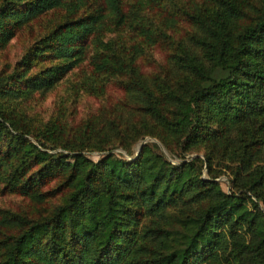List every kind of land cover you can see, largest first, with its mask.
<instances>
[{"label":"trees","instance_id":"16d2710c","mask_svg":"<svg viewBox=\"0 0 264 264\" xmlns=\"http://www.w3.org/2000/svg\"><path fill=\"white\" fill-rule=\"evenodd\" d=\"M156 1L0 0V48L38 15L64 13L0 70V183L45 208L0 211V264H264V0L193 3L171 76L136 63L156 42L145 11ZM88 47L76 90L102 93L123 75L120 102L73 129L61 110L29 122L18 103L52 89ZM146 136L181 159L157 142L134 155ZM117 146L134 156L106 152Z\"/></svg>","mask_w":264,"mask_h":264},{"label":"rangeland","instance_id":"374dc122","mask_svg":"<svg viewBox=\"0 0 264 264\" xmlns=\"http://www.w3.org/2000/svg\"><path fill=\"white\" fill-rule=\"evenodd\" d=\"M125 1L127 3L126 6H128V3L132 0ZM198 1L178 0L176 4L172 3L171 0H157L145 9L148 17L146 23L153 29L156 42L144 47V51L137 57L136 63L143 73L148 75L158 74L159 76H164L165 74L171 76L173 74L170 55L174 49V43L193 31V24L185 11L190 10L192 4ZM255 3H257L256 0H252L250 5L254 6ZM166 17L173 19V22L163 19ZM63 18L62 9H51L19 27L6 46L0 48V70L10 71L15 67L23 53L31 46V43ZM125 31L127 29H115V31H109L108 34L125 38ZM91 51L92 49L88 47L86 59L67 73L52 89L35 92L30 98L21 100L18 103V106L26 113L29 122H35V124L44 122L55 116L58 110H61L64 112L65 119H68L67 126L73 129L91 114L102 112L108 115L107 112L116 107V104L124 96V90L121 86L123 75L109 80L102 93H89L82 89L76 90L75 83H79V80L91 71V67L88 64V57L92 53ZM30 137L36 141L32 136ZM145 142H157L160 150L172 162H178L181 159L152 136H146L133 144L132 152L134 155L138 153ZM106 152H111L124 158H132L134 156H131L120 146L113 147L110 150H106ZM202 153V148H198L186 153L185 158L195 154L203 157ZM87 155L92 159H98L101 156V151H87ZM213 172L218 174L217 179L220 181L221 186L229 190L231 185L230 176L222 165L214 164ZM202 173L203 175L206 174L205 167ZM42 207L37 206L28 197L4 189L3 184L0 183V211L8 209L26 216H36L42 213L41 209H45Z\"/></svg>","mask_w":264,"mask_h":264}]
</instances>
